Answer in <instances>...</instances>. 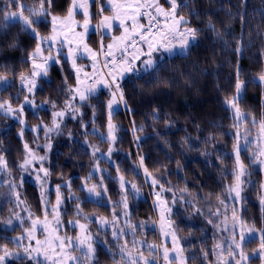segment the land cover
<instances>
[{"label": "trees", "instance_id": "obj_1", "mask_svg": "<svg viewBox=\"0 0 264 264\" xmlns=\"http://www.w3.org/2000/svg\"><path fill=\"white\" fill-rule=\"evenodd\" d=\"M7 2L9 0H0V23H3L2 10ZM22 2L32 6L38 0ZM70 2L54 0L52 14L63 16ZM91 8L96 20L94 5ZM190 8L200 15L193 17L189 9L183 8L179 14L188 18L192 27L202 29L198 35L199 43L193 48L190 57L163 55L159 60L163 67L151 83L148 82L150 77L147 74H143L142 78L133 74L121 80L127 108L121 102L118 112L113 114L112 122L118 129V139L114 144L100 137L102 133H107V104L111 96L105 87H100L83 104L78 100V116L67 115L60 127L47 136L51 149L43 166L50 175L43 184V191L53 204L56 186L61 185V220L65 222L67 231L75 233L77 229L69 227L67 223L77 218L75 204L69 199V190L64 185L71 181L72 191L83 200L84 194L78 189L95 163H98L107 169L95 173L89 185L97 183L101 175L105 176L104 183L109 186V195L115 202L120 199L118 176L123 175L125 180L135 183L141 190L142 197L133 199L131 194L128 197L132 221H150L153 217L151 187L144 182L143 168L138 169L139 175L133 171L139 165V157L143 156L144 165L152 176L165 189H171L162 195L172 207L171 216L185 249L186 263L211 264L214 259L212 246L222 231L224 216L232 215V212L228 214L229 208L225 213V207L220 204L228 185L233 183L228 173L235 160L232 154L235 142L233 116L225 101L235 94L237 69L245 82L256 79L264 72V0H244V3L242 0H191ZM241 16L244 17L243 21ZM209 21L220 33L219 37L207 28ZM39 30L46 36L51 32V24ZM100 36L97 28L87 36L88 42L97 52L101 46ZM238 42L242 49L239 53L236 51ZM35 45L32 35L22 30L19 23L8 22L0 27V76H6L12 84L7 91H3V82L0 81V102L9 101L11 105L20 103L22 91L17 93V83L21 73L31 70L29 54ZM65 77L67 85L75 86L76 78L70 62L61 55V62L53 63L48 76L39 79L34 98L44 107L37 112L26 109L27 126L23 128L22 138L19 135L21 124L0 112V123L5 124L0 132L1 141L4 142L2 149L9 159L10 175L20 172L18 162L24 158L22 139L27 141L30 148L37 151L42 149L46 136L42 128L37 131L33 129L39 124L50 123L52 112L65 108L70 96ZM239 106L249 116L261 118L264 115V84L247 83ZM90 142L96 143L107 153L112 147L114 150L110 160L107 156L99 159L96 154L93 156V151L87 146ZM12 151L16 153L14 156H11ZM12 158L16 161L13 170L9 165ZM241 159L251 175L246 178L249 182L243 187L242 199L239 202L232 200V203L240 204L236 206L238 215L243 217L248 226L264 231L262 171L259 165L252 163L245 150L241 152ZM109 175L114 179H107ZM22 190L33 217L43 219L42 187L25 178ZM173 195L176 197L175 204L172 203ZM81 207L85 215L112 218V204L101 206L89 201L82 203ZM119 208H116V212ZM217 209L221 213L219 216L213 214ZM90 224L96 228V223ZM28 225L27 221L24 226ZM21 229L18 225L4 228L6 235L0 234V245L11 239L9 234H16ZM146 237L156 241V230H147ZM258 245L259 238H255L246 243L244 249L252 251ZM8 247L12 249L15 245L9 243ZM205 252L207 257L204 256ZM96 256L99 264H114L113 257L103 247L97 246ZM115 259L119 260V256ZM257 259L252 258L251 264L258 263ZM7 264H21V260L9 259ZM24 264L32 262L24 261Z\"/></svg>", "mask_w": 264, "mask_h": 264}, {"label": "snow or ice", "instance_id": "obj_2", "mask_svg": "<svg viewBox=\"0 0 264 264\" xmlns=\"http://www.w3.org/2000/svg\"><path fill=\"white\" fill-rule=\"evenodd\" d=\"M242 3H244V0H242ZM165 4L168 5L167 8L164 6ZM190 4L191 0H164L163 4L160 0H128L126 3H118L117 0H71L66 15L60 17L52 14L54 0H38V3L32 6L22 2V0H9V2L5 3L4 9L2 10L3 23H0V27H4L8 22L19 23L22 30L30 33L36 41L35 48L29 54L31 73L29 76L23 73L19 76L21 88L26 89L29 95H34L35 91L39 88L37 83L38 78L47 77L52 64H59L61 62L60 49L68 45L66 57L71 60L72 67L75 69L76 84L75 86H69L67 85V77L64 78L65 86L70 94L65 107L66 109H71L74 115L75 112L79 111L78 108L74 107L77 99L81 104L87 102L96 93L98 85H103L109 89L111 99L107 104V136L105 137L101 134V139L106 140L110 144H114L118 139L116 135L118 129L112 122L113 114L118 112L121 102L127 108V102L124 100V93L119 81L125 75L134 73L137 74L138 78H142L143 74H147L150 77L148 82L151 83L157 78L163 67L159 62V58L154 56V53H167L169 56L178 54L188 58L193 48L199 43L198 35L202 29L192 27L190 20L179 14V10L183 8L189 9L193 17L199 16L200 13L191 9ZM92 5L98 6L100 14L99 22L96 25L97 30L101 33V46L98 52L93 51L84 42V37L89 31L93 18L89 11ZM106 7L111 10V15H104ZM10 8L15 10H9ZM81 13L83 15V24H79L75 19L76 15ZM262 15H264V12H262ZM49 17L50 20L48 19ZM144 17L147 18V24L139 22ZM243 19L244 17L241 16L242 21ZM129 21L131 22L130 25L128 23ZM49 23L51 24V34L47 36L42 35L39 29L46 27ZM117 23L119 28L123 29V32L119 37H112L114 42L108 44L107 50L105 51L103 44L104 33L111 32ZM76 27L83 28V32L77 33ZM207 28L215 32L218 37L220 36V33L216 31L211 21L208 22ZM69 34L73 38H79V43L75 47H72L73 39L70 38ZM45 44H47V48L44 47ZM53 49L56 50L55 55L52 54ZM114 50H118L121 53L119 58L115 55ZM236 51L238 53L242 51L239 42ZM45 52H47V55H45ZM101 54L105 56L102 67L108 69L107 73H102L98 67L100 64L98 57ZM79 55H86L92 60L93 71L92 73L84 72L83 78L81 77L82 68L77 67L76 64ZM107 57H111V59L109 60ZM137 61L140 62L142 67L136 66ZM106 77H110L111 79L109 80ZM89 80H92L93 83L89 84ZM0 81L3 82V91H7L12 86L6 76H0ZM257 82L264 84V72L258 76V79L245 82L240 78V70L237 69L235 94L225 101L226 106L232 110L233 127L236 129L234 135L235 142L233 144L235 160L231 172L228 173L232 177L233 183L228 185L227 188L229 198L235 202H239L242 199L241 193L243 187L249 182L246 178L251 175L241 159L242 150H245L247 145L251 143L249 133L245 130L243 135L245 143L243 146L241 145V128L244 122L248 121V115L241 111L239 105L246 91L247 83ZM29 95H25L24 104L31 105L35 108L42 107V105H37L34 99H29ZM117 96L119 97L118 99ZM53 107H55L54 103ZM23 110V105L18 109H14L9 101L0 102V112L5 116H14L20 124L25 123L21 118ZM64 115L65 111L53 112L52 123L55 128L58 129L60 127L57 120ZM93 115H95V111ZM251 123L256 125L257 122L253 118ZM41 127L45 131L47 139V133L53 129L37 125L33 131H37ZM135 130L134 127L133 131L135 132ZM95 131L93 129L94 133ZM19 135L23 137V129ZM137 139L139 138L137 137ZM255 143L256 150L251 153V161L253 164L264 167V119L259 122V132ZM23 147L28 155L19 165L20 169L27 172L29 166L34 161H39L41 164L36 178L37 180H41L40 173H43L41 203L44 206V218H34L27 207L23 209L28 212L29 226L23 227L22 235L12 237L7 243L0 245V264H7V261L13 258L20 259L21 264H24V261H30L32 264H99L96 256L97 246L103 247L105 252L113 257L114 264H158L161 253L165 264H186V257L184 256L185 249L180 243V237L177 235L174 221L171 219L172 208L162 198L163 192L171 191V189H165L159 180L152 176L148 168L144 165L145 158L143 156L139 157V165L133 171L139 175L138 169L143 168L144 182L149 184L154 190L157 187L160 189L155 192L156 207L160 212V233L164 238V242L159 245L149 244L146 240H138L136 238L137 231L143 230L146 224L143 221L136 225L131 223L128 202L129 194L132 195L133 199H137L141 195V190L135 183H131L125 180L123 175H119L118 195H120V199L115 202L112 201L109 195V186L104 183L105 176L101 175L97 183L89 185V181L92 180L95 173L104 171L99 168L98 164L78 189L84 194L83 200L72 191L71 181L65 183L64 187L68 188L70 193L69 199L75 204V216L77 217L74 220L67 221V223L79 229V232L75 237H70L67 234L61 235L60 231L63 225V221L61 220V206L63 204L60 191L61 185L56 186V203L55 205H51V201L47 199L43 191V182L50 175L49 170L42 166L47 157H37L29 148L27 142L24 143ZM43 147L50 150L51 144L46 143ZM90 147L93 148V156H95L99 149L92 145ZM113 150L112 147L108 149L106 155L109 160ZM116 170L119 173L120 169L118 166ZM0 173L11 174L3 155H0ZM107 179L111 180L114 178L109 175ZM23 183V177H21L19 183L12 180L8 181L9 202L13 203L16 208L25 204V201L21 199V194L18 191L19 188L23 187ZM261 187L264 188V184ZM89 201L101 206L112 204V219L109 220L106 217L93 218L85 215L81 204ZM185 202L187 203V201ZM172 203H176L175 195H173ZM220 204L225 207L226 213L228 206L225 204V201L221 200ZM261 204L264 205V198L261 199ZM117 207L123 209L122 214L125 218L123 226H120V214L116 212ZM238 211L235 206L232 207L230 227L227 226L229 218L226 214L224 221H222V224L225 225L223 230L229 232V236L226 241V248L223 243H218L214 246L213 251H219L217 264H221V261H223V264H233V262L234 264H251L253 256H258L261 264H264V231H261L258 237V251L254 252L253 256L248 255L244 251V245L256 238L255 234L257 230L254 227H249L243 217L238 215ZM50 214L53 217L52 221L48 220ZM213 214L219 216L221 213L217 209ZM11 215L13 218L4 222L6 226H13L14 228L16 226L14 225V220L18 222L19 226H24L25 219L19 212L13 209L11 210ZM81 220L85 222L82 223ZM209 222L211 223L212 221ZM89 223H97L101 230H106L110 226L112 241L115 243H110L107 240L100 241L98 234L97 236H93L89 231ZM217 227L220 226L217 225ZM38 230H42L45 234L44 240L37 238ZM129 234L132 236L131 241L125 239ZM237 236L239 239H237ZM169 238L171 248H169L167 243ZM32 241H35V244ZM121 241L123 242L121 243ZM9 243L15 245L17 250L13 251L9 249ZM145 248L147 249V255L145 254ZM113 249H116V251H113ZM76 252L80 254L74 255L73 253ZM225 253L228 259L224 258ZM117 255L119 256V260L115 259ZM207 255L205 252L204 256L207 257Z\"/></svg>", "mask_w": 264, "mask_h": 264}, {"label": "rangeland", "instance_id": "obj_3", "mask_svg": "<svg viewBox=\"0 0 264 264\" xmlns=\"http://www.w3.org/2000/svg\"><path fill=\"white\" fill-rule=\"evenodd\" d=\"M117 2H118V3H126V2H128V0H117ZM160 2L163 4V3H164V0H160ZM70 3H71V2H70ZM164 6H165L166 8L168 7V5H166V4H165ZM89 11H90V13L92 14V17H93V10H92L91 6H90ZM111 14H112V13H111V10H110V9H107V7H106V11L104 12V15H111ZM65 15H66V13L63 14V16H65ZM56 16H59V15H56ZM63 16H60V17H63ZM98 16H99V17H98V22H99L100 14H99ZM49 18H50V17H49ZM75 19H76V21H77L79 24H83V15H82V13L76 15ZM139 22H141V19H140ZM128 23H129V25H130L131 22L129 21ZM97 24H98V23H97V19L94 20V18H92L91 23H90L89 31H88V33H87V34L85 35V37H84V42L87 43L88 46H89L93 51H97V50H96V49H95V48H94V47L88 42L87 36L89 35V33H90L91 31L96 30V25H97ZM58 27H59V26H58ZM76 32H77V33H79V32H83V28H81V27H76ZM122 32H123V29H120V28H119V25H118V23H117V24H115V26H114V28H113V30H112L111 32H105V33H104L103 44H104V46H105V51L107 50V45H108V44H111V43L114 42L113 39H112V37H119V36L122 34ZM50 34H51V32H50L48 35H50ZM46 36H47V35H46ZM69 36H70V38L73 39L72 47H75V46L79 43V38H78V37L73 38V37L71 36V34H69ZM100 38H101V36H100ZM44 47L47 48V44H45ZM67 51H68V45H65L62 49H60L61 55H62L63 57H66V53H67ZM114 51H115V50H114ZM55 52H56V50L53 49L52 54L55 55ZM119 53H120V52L117 50V54H119ZM161 54H162V53H161ZM45 55H47V52H45ZM163 55H167V53H163L162 56H163ZM104 57H105V56H104ZM66 58H67V57H66ZM67 60H68V62H70V65H71V67H72V62H71V60H69V59H67ZM30 64H31V62H30ZM76 64H77V67L82 68V72H81V77H82V78H83V74H84V72L92 73V71H93V69H92V60L89 59L86 55H79V58L77 59ZM136 66H137V67H142V65L140 64L139 61H137ZM98 67H99V65H98ZM72 69H73V67H72ZM100 71H101V70H100ZM73 72H74V74H75V69H73ZM101 72H102V71H101ZM107 72H108V71H107ZM30 73H31V70H30L29 72H27V73H24V75L29 76ZM102 73H105V72H102ZM133 74H134V73H129V74L125 75L124 77L130 76V75H133ZM124 77H123V78H124ZM106 78L109 79V80L111 79L110 77H106ZM39 79H40V78H38V80H37L38 85H39ZM256 79H258V76L256 77ZM121 80H122V79H121ZM121 80L119 81L120 84H121ZM90 81H92V80H89L88 83H89ZM17 87H18L17 93H21V91H22L21 101H20V103L17 104V105H12V107H13L14 109H18V108L21 107V105L24 106L23 115H22L21 118L25 121V113H26V109L31 110V111H34V112H37V111L39 110V108H43V107H44V104H43V103H39V102H37L36 99L34 98V95H29V94L27 93L26 89H22V88H21L20 79L18 80ZM100 87H104V86H103V85H98V86H97V90L100 89ZM25 95H29V99H34V100H35V103H36L37 105H42V107L35 108V107L31 106V105L24 104V97H25ZM233 96H234V95H233ZM233 96H232V97H233ZM118 98H119V97L117 96V99H118ZM230 98H231V97H230ZM110 99H111V96H110V98L108 99V101H109ZM227 99H229V98H227ZM68 100H69V99H68ZM76 102H78V99H77ZM76 102L74 103V107H75V108H76ZM120 106H121V103L119 104V107H120ZM60 111H65V115H64L62 118H58L57 123H59V125L62 124V122L66 119L67 115H69L70 117H76V116H78V111L75 112V114L73 115V111H72L71 109H66V107L63 108V109H56V110L53 111V112H60ZM241 111L244 112V113H246V112L243 111L242 109H241ZM53 112H52V118H51L52 121H53ZM229 112H230L231 115L233 116L232 110H231L230 108H229ZM1 113H2V112H1ZM2 114H3V113H2ZM246 114H247V113H246ZM3 115H4V114H3ZM247 115H248V114H247ZM4 116H5V115H4ZM5 117H7V118H9V119H12L13 121L19 122L17 119H15L14 116H5ZM253 118H254L255 121L257 122L256 125H253V124L251 123V121H252ZM262 119H264V115L261 116V118H257V117H254V116H251V115L249 116V115H248V121L244 122V125H243L242 128H241V135H242L241 145H242V146H243L244 143H245V142H244V139H243V135H244L245 130H247V132L249 133V140L251 141V143H249V144L247 145L245 151L247 152V154L249 155L250 158H251V153H252L253 151L256 150V143H255V141H256V139H257V135H258V132H259V122H260ZM52 121H51L50 123H42L41 125H42V126H46L47 128H51V129H53L52 131H54L56 128L53 126ZM65 123H66V121L64 122V124H65ZM64 124H63V125H64ZM233 124H234V120H233ZM39 125H40V124H39ZM26 126H27V124H26V121H25L24 124H21L20 129L22 130L23 128H26ZM4 128H5V124L0 123V132H2V130H3ZM41 128H42V132H44V134H45V131L43 130V127H41ZM21 130H20V131H21ZM52 131H51V132H48V133H47V136H49V134L52 133ZM232 132H233V134L235 135L236 129L233 128ZM19 133H20V132H19ZM102 135L106 137V136H107V133H106V134L102 133ZM20 137H21V136H20ZM100 137H101V135H100ZM21 138H22V137H21ZM25 142H27V141H26L25 139H22V144H23V145H24ZM3 143H4V142L1 141V136H0V155H3L4 158H5V160L7 161V160H9V159H8V156H5V154H4V152H3V149H2V147H3L2 144H3ZM38 143H39V142H38ZM46 143H49V141H48L47 139L45 140V142H44L43 145H45ZM90 145L95 146L96 148L99 149V151L96 152V157H97V159H99V158H103V157H106V156H107V155H106L107 152H105V151H103L101 148H99V146H98L96 143H94V142L87 143V146H88V148L90 149L91 152L93 151V148L90 147ZM29 148H30V147H29ZM30 149L32 150V152H33L37 157H39V156H48L47 154H48L49 150H48V149H45L44 147H42V149H41L40 151L34 150V149H32V148H30ZM15 154H16V153L12 151L11 156H14ZM101 154H104V155H101ZM232 154L234 155L233 151H232ZM27 155H28V153H26L25 150H24V151H23V156H24V158L18 162V167H19V165L23 162V160L25 159V157H26ZM234 157H235V156H234ZM15 162H16L15 159L12 158L11 161H10V163H9L10 168H11L12 170H13V166L15 165ZM97 164H98V163H95V166L93 167V169L97 166ZM98 165H99V168L102 169V170H104V169L106 170V169H107L105 166L103 167V165H100V164H98ZM42 166H43V165H42ZM8 167H9V166H8ZM40 167H41L40 162H39V161H34L33 164H31V165L29 166L27 172H24L22 169H19V170H20L19 174L8 175L7 173H0V234H1V235H6V233L3 231L4 228H6V227H8V228H13V226H6V225L4 224V222H5L6 220H8V219H10V218H13L12 215H11V210L14 209L16 212H19L20 215H21L22 217H24V219H25V223L28 221V212L23 210L25 207H27V203H26V201H25V204H22L19 208H16L15 205H14L13 203H10V202H9V196H8V193H9L8 181H9V180H12V181H15V182L19 183L21 177H23V180H25V178H26V179L30 180L32 183H34L35 185H37L38 187H40V186H41V183H42V181H43V173H40L41 180H37V178H36V174H37V172L39 171ZM43 167H44V166H43ZM44 168H45V167H44ZM259 168H260V170L262 171V183H261V185H262V184H264V167L259 166ZM93 169L91 170V173L93 172ZM9 171H10V173H11V170H10V169H9ZM45 182H46V181H44L43 184H45ZM157 188H158V187H157ZM157 188L154 190V189L151 187V190H152V196H153V200H152L153 217H152V220H150V221H143V222H145L146 227H145L143 230H138V231H140V233H138V231H137L136 238H137L138 240H146L147 243H149V244H157V245H159V244H161L162 242H164V238L161 236V233H160V212H159V209L156 207V203H157V201H156L155 192H157V191L160 190V189H157ZM22 189H23V187H22V188H19L18 191H19L20 194H21V199L24 200V197H23V190H22ZM261 189H262V191H263V193H264V188L261 187ZM224 193H225V194L222 196V200L225 201V204H226V205L228 206V208H229V210H228V214H231V209H232V207H233V206H235V207H236V206L239 207L240 204H233V203H232V200L229 198V193H228L227 189H226V191H225ZM143 195L147 196V194H143ZM140 197H142V196L140 195ZM162 198H163V195H162ZM128 199H129V198H128ZM163 199H164V198H163ZM129 201H130V200H128V202H129ZM55 203H56V198H55V202H54L53 204L51 203V205H55ZM168 206L171 207L170 205H168ZM222 207H224V206L222 205ZM27 208H28V207H27ZM171 208H172V207H171ZM28 209H29V208H28ZM131 209H132V208H131V204H129V212H131ZM117 213L120 214V226H123V225H124V220H125V218H124V216H123V214H122V213H123V209L120 207L119 210L117 211ZM88 216H89V215H88ZM231 216H232V215H230V217H228V218H229V219H228V222H227V226H228V227L231 226ZM91 217L95 218V217H100V216H98V215H95V216H94V215H91ZM106 218H107V217H106ZM52 219H53L52 215L48 217V220H49V221H52ZM108 219H109V218H108ZM111 219H112V218H111ZM111 219H109V220H111ZM171 219L173 220L172 216H171ZM28 222H29V221H28ZM81 222L83 223V222H85V221L81 220ZM140 222H142V221H140ZM140 222H139V221H135V222H134V221H132V219H131V223L134 224V225L139 224ZM14 225H18V226H19L18 222H16L15 220H14ZM28 226H29V225H28ZM94 226H95L94 224H90V223H89V225H88V227H89V231H90V233H91L93 236H97V234H98V237H99V240H100V241L107 240V241H110L111 243H115V242L112 241V237H111V227H110V226H109L106 230H101L100 227H99V225H98L97 223H96V228H95V229H94ZM20 227H22V229H21L19 232H17L16 234H9V235L11 236V238H12V237H15V236H17V235H22V234H23V227H25V226H20ZM69 227H72V226L69 225ZM221 227H222V229H221L222 231H221L220 234H218L219 237L216 238V241L214 242V244H213V246H212V250L214 249V246H215L216 244H218V243H223V244L225 245V248L227 247V243H226V241H227V238H228V236H229V232L223 230L224 227H225L224 224H223ZM249 227H252V226H249ZM152 229L156 230V233H157L156 241H152V240H150L149 238L146 237V231H147V230H152ZM255 229L257 230V232H256L255 235H256V238H258V237H259V234H260L261 231H260L258 228H256V227H255ZM176 230H177V229H176ZM78 232H79V229H77V231H76L75 233H71V232L67 231V230H66V224H65V222H63V225H62V227H61L60 234H61V235L67 234V235L70 236V237H75V236L77 235ZM106 233H107V234H106ZM177 235H178V234H177ZM37 238L40 239V240H44V239H45V234L43 233L42 230H38V231H37ZM125 239H127L128 241H131V240H132V236L129 234ZM237 239H239L238 236H237ZM122 242H123V241H121V243H122ZM25 243H27V241H25ZM32 243L35 244V241H32ZM167 243H168L169 248H171L170 238H169V240L167 241ZM180 243H181V242H180ZM9 249H10V248H9ZM258 249H259V245H258L255 249H253L252 251H246L245 249H244V251H245L248 255L253 256V253H254V252H257ZM11 250L16 251L17 249H16V248H12ZM144 250H145V254L147 255V249L145 248ZM113 251H116V249H113ZM73 254H74V255H79L80 253L76 252V253H73ZM213 255H214V259H213V263H211V264H217L219 251H218V250L215 251V252L213 251ZM184 256H185V254H184ZM185 257H186V256H185ZM256 257H258V256H253V258H256ZM224 258H225V259H228L226 253L224 254ZM257 260H258V263H256V264H261L260 259L258 258ZM158 264H165V262H164L163 259H162V253H161L160 258H159V260H158ZM186 264H187V263H186ZM208 264H209V263H208ZM221 264H223V261H221ZM233 264H234V262H233Z\"/></svg>", "mask_w": 264, "mask_h": 264}, {"label": "crops", "instance_id": "obj_4", "mask_svg": "<svg viewBox=\"0 0 264 264\" xmlns=\"http://www.w3.org/2000/svg\"><path fill=\"white\" fill-rule=\"evenodd\" d=\"M114 53H117V50H115V51H114ZM161 55H162V54H161V53H159V52H157V53H154V56H155V57H158V58H159V60H160V57H161ZM142 59H143V57H142ZM91 83H93V81H90V82H89V84H91Z\"/></svg>", "mask_w": 264, "mask_h": 264}, {"label": "built area", "instance_id": "obj_5", "mask_svg": "<svg viewBox=\"0 0 264 264\" xmlns=\"http://www.w3.org/2000/svg\"><path fill=\"white\" fill-rule=\"evenodd\" d=\"M145 18H146V17H145ZM143 24H147V18H146V21H145ZM119 57H120V55H119V56H117V58H119ZM108 59L110 60V59H111V57H110V58H108ZM100 61H101V59H100ZM102 64H103V61H101V68H102V70H103V71H105V69H106V68H103V67H102Z\"/></svg>", "mask_w": 264, "mask_h": 264}]
</instances>
